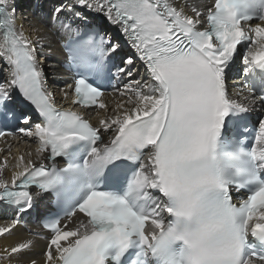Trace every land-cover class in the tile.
I'll use <instances>...</instances> for the list:
<instances>
[{"label":"snow or ice","instance_id":"1","mask_svg":"<svg viewBox=\"0 0 264 264\" xmlns=\"http://www.w3.org/2000/svg\"><path fill=\"white\" fill-rule=\"evenodd\" d=\"M190 11L175 0H70L53 10L64 17L74 104L96 105L100 83L129 78L121 93L127 102L98 121L115 128L104 143L100 127L54 106L33 42L16 29L12 0H0V58L10 74L0 82V125L24 124L17 130L35 137L38 153L50 150V158L74 156L69 150L78 141L91 145L80 164L57 170L29 163L10 182L0 178V208L15 213L0 235L51 194L61 208L77 201L65 219L78 211L85 222L67 231L60 216L47 218L43 264H264V119L254 147L245 146L246 125L237 130V118L264 103V0H211ZM93 12L128 38L146 79H136L132 56L120 57L118 40L89 23ZM237 56L246 79L241 101L227 89ZM14 91L43 124L27 127L32 118L18 111ZM105 180L125 185L123 195L104 190ZM34 247L28 240L0 249V264H23Z\"/></svg>","mask_w":264,"mask_h":264},{"label":"bare ground","instance_id":"2","mask_svg":"<svg viewBox=\"0 0 264 264\" xmlns=\"http://www.w3.org/2000/svg\"><path fill=\"white\" fill-rule=\"evenodd\" d=\"M58 2V3H57ZM176 4L184 7L189 14L190 5L196 3L200 6H206L211 3V0H175ZM60 3V4H59ZM70 0H12L15 9V25L17 31H22L34 45L36 58L42 69L45 85L54 99V104L65 108L73 104L70 84L71 75L66 71L67 59L60 50L59 40L67 39V35L60 31V19L53 17V10L60 5H68ZM58 4V5H56ZM89 22L97 21L102 24L104 31L108 36H112L116 40H125V36L118 26L110 24L107 19L98 12L89 13ZM201 28L205 25L201 24ZM0 38L2 34L0 32ZM125 56L134 58L135 67L139 72L136 79L147 78L146 69L142 62L137 58L134 49H123ZM122 53V52H120ZM137 58V60H136ZM243 65L240 57L237 56L235 63L227 71V89L229 95L238 101L242 100L239 95L246 83L245 77L242 75ZM10 78L8 65L4 59L0 58V82L7 81ZM129 78L125 77L122 85L114 92L104 95L100 103L106 105L105 109H100L98 106L89 111H84V117L89 119L93 126L100 127L101 138L104 143H109L115 132V128H104L99 126L98 121L102 116H112L116 113L118 106L127 102V93L125 85ZM67 93V97H65ZM250 114L254 117V121L258 124L264 119V103L257 102L253 105ZM34 120L27 127H34ZM26 127V126H24ZM39 143L35 137L27 136L26 133L20 132L18 135L3 137L0 139V178L10 182L11 176L15 171H20L26 164L44 163L48 164V151L38 153ZM22 158V159H21ZM153 196L156 192L152 190ZM52 198L50 196H40L35 201L34 208L27 215H22L19 224H17L8 234L0 235V249L16 245L20 242L31 240L35 247L28 256L23 258V264H30L32 259H35L38 264H43V254L49 244L51 234L45 233L46 239H42L36 234L41 233V228L35 222V218L39 220L51 211ZM15 213L7 208H0V227L8 225L13 219ZM85 222V216L77 213L75 216L65 219L61 223L63 230H73L79 228ZM150 223V221L148 222ZM145 231L148 232V224L145 226ZM73 238L69 237V240ZM65 241H61L63 245Z\"/></svg>","mask_w":264,"mask_h":264},{"label":"rangeland","instance_id":"3","mask_svg":"<svg viewBox=\"0 0 264 264\" xmlns=\"http://www.w3.org/2000/svg\"><path fill=\"white\" fill-rule=\"evenodd\" d=\"M58 3V2H57ZM60 4V3H59ZM56 5H58V4H56Z\"/></svg>","mask_w":264,"mask_h":264}]
</instances>
